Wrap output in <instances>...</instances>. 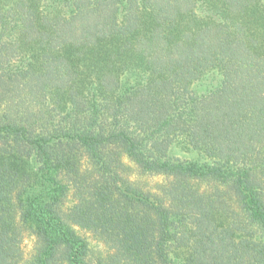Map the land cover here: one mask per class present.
Instances as JSON below:
<instances>
[{"label":"trees","instance_id":"trees-1","mask_svg":"<svg viewBox=\"0 0 264 264\" xmlns=\"http://www.w3.org/2000/svg\"><path fill=\"white\" fill-rule=\"evenodd\" d=\"M0 264H264V0H0Z\"/></svg>","mask_w":264,"mask_h":264},{"label":"rangeland","instance_id":"rangeland-1","mask_svg":"<svg viewBox=\"0 0 264 264\" xmlns=\"http://www.w3.org/2000/svg\"><path fill=\"white\" fill-rule=\"evenodd\" d=\"M23 248L25 251L30 250L31 248V240H29L28 238H25L23 241Z\"/></svg>","mask_w":264,"mask_h":264}]
</instances>
